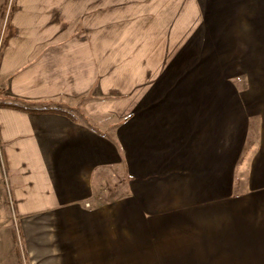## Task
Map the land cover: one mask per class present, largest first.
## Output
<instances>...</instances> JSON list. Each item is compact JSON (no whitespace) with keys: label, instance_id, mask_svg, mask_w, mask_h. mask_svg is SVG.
I'll return each mask as SVG.
<instances>
[{"label":"crops","instance_id":"0c3cea01","mask_svg":"<svg viewBox=\"0 0 264 264\" xmlns=\"http://www.w3.org/2000/svg\"><path fill=\"white\" fill-rule=\"evenodd\" d=\"M0 145L29 264H264V0H0Z\"/></svg>","mask_w":264,"mask_h":264},{"label":"rangeland","instance_id":"374dc122","mask_svg":"<svg viewBox=\"0 0 264 264\" xmlns=\"http://www.w3.org/2000/svg\"><path fill=\"white\" fill-rule=\"evenodd\" d=\"M83 100V99H82ZM2 150L0 145V215L4 217H10L11 221L8 225L5 227L0 226V264H7V261H10L11 264H29L28 261L24 257V250H23V243L21 239L18 237V239L15 241L12 239V236L7 235V231H11L12 228L16 231L19 225H16L15 221V214L11 207L10 202V189L11 184L9 181V177L7 174V170L4 169L3 166V159H2ZM104 174L106 176L103 177V192L110 194V197H124V188H125V182L124 180V172L123 169L120 167L117 168H111L108 170V172H105ZM251 169L248 168V166L245 164L244 169L241 168L240 174H238L239 180L241 181V184L244 182H247L251 177ZM248 184H243V190L247 191L249 190ZM109 196V195H108ZM107 196V198H108ZM105 195L100 198V201L103 200ZM245 199H248L246 197ZM204 216H197L195 220L189 221V217L185 215H173L169 217L168 223H165L163 225H160L158 227H153L156 232L159 233V236L162 240H165L166 238H169L173 240L172 244L169 242L164 252H166L169 255H176L182 254L184 251V244H187L188 239L195 238L197 235L194 234L192 230H198L200 228L203 229L205 226V219L202 218H209L210 220L213 219L210 217V215L207 214H201ZM166 225V226H164ZM151 226L152 232H154V228ZM140 229V228H139ZM136 231V230H135ZM140 231H142L143 234H145V229L141 227ZM17 232V231H16ZM148 232V230H147ZM202 232V231H200ZM11 237V238H10ZM197 241H192V244ZM198 243V242H197ZM199 252H197L198 254ZM197 260H199L196 257ZM175 261V260H174ZM22 262V263H21ZM186 262V260H183L181 263ZM173 261L170 260V264H172Z\"/></svg>","mask_w":264,"mask_h":264},{"label":"trees","instance_id":"16d2710c","mask_svg":"<svg viewBox=\"0 0 264 264\" xmlns=\"http://www.w3.org/2000/svg\"><path fill=\"white\" fill-rule=\"evenodd\" d=\"M1 104H3V105H9V104H6V103H1ZM11 105V104H10Z\"/></svg>","mask_w":264,"mask_h":264}]
</instances>
